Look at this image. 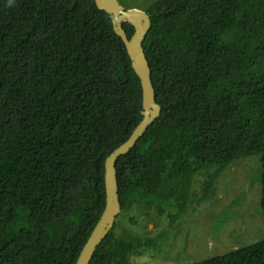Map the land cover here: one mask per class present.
Segmentation results:
<instances>
[{
	"label": "trees",
	"instance_id": "trees-1",
	"mask_svg": "<svg viewBox=\"0 0 264 264\" xmlns=\"http://www.w3.org/2000/svg\"><path fill=\"white\" fill-rule=\"evenodd\" d=\"M145 11L161 112L116 160L121 209L175 207L178 218L194 173L255 158L264 221V0ZM141 109L125 46L94 0H0V264L75 263L104 207V160ZM157 244L112 226L88 264H132L134 249ZM187 264H264V235Z\"/></svg>",
	"mask_w": 264,
	"mask_h": 264
},
{
	"label": "rangeland",
	"instance_id": "rangeland-1",
	"mask_svg": "<svg viewBox=\"0 0 264 264\" xmlns=\"http://www.w3.org/2000/svg\"><path fill=\"white\" fill-rule=\"evenodd\" d=\"M124 1L129 8L146 10L153 0ZM257 166L255 158H244L194 173L185 212L178 218L175 207L160 214L154 205L146 209L143 202H128L115 218V236L158 241L157 247L134 249L130 262L187 264L262 237Z\"/></svg>",
	"mask_w": 264,
	"mask_h": 264
},
{
	"label": "water",
	"instance_id": "water-1",
	"mask_svg": "<svg viewBox=\"0 0 264 264\" xmlns=\"http://www.w3.org/2000/svg\"><path fill=\"white\" fill-rule=\"evenodd\" d=\"M94 2L97 8L109 15L115 34L125 46L131 67L140 82L142 109L141 119L128 138L114 148L104 160V207L81 247L74 264H88L90 262L95 248L109 232L121 210L117 191L116 160L134 146L146 128L161 112V106L155 100L151 70L142 46L150 27L149 14L140 8H125L118 0H94ZM123 22H128L133 28V32L129 37L122 26Z\"/></svg>",
	"mask_w": 264,
	"mask_h": 264
},
{
	"label": "clouds",
	"instance_id": "clouds-1",
	"mask_svg": "<svg viewBox=\"0 0 264 264\" xmlns=\"http://www.w3.org/2000/svg\"><path fill=\"white\" fill-rule=\"evenodd\" d=\"M119 1V0H118ZM10 2H11V0H10Z\"/></svg>",
	"mask_w": 264,
	"mask_h": 264
}]
</instances>
